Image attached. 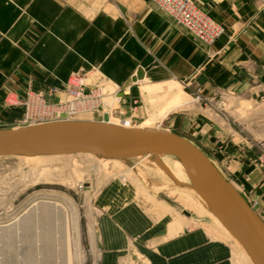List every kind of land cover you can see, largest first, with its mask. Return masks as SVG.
<instances>
[{"label": "rangeland", "instance_id": "1", "mask_svg": "<svg viewBox=\"0 0 264 264\" xmlns=\"http://www.w3.org/2000/svg\"><path fill=\"white\" fill-rule=\"evenodd\" d=\"M189 1L212 23L213 33L205 29L202 34L193 32L151 0L203 50L198 65L177 79L160 82L140 78L138 73L117 85L73 76L84 78L88 87H100L105 98L96 111L79 113L70 120L101 121L102 112L110 109L111 122L188 137L200 145L248 204L256 206L264 222V29L257 18H251L236 33H228L225 22ZM259 6L257 12H264V0ZM246 30L263 32L245 34ZM220 76L229 78L210 89L198 81L203 77L212 83ZM64 84H18L8 90L1 84L0 129L28 125L22 122L28 92ZM111 181L135 187L143 202L150 199L175 207L178 217L195 225L215 226L191 185L192 177L169 158L114 161L89 154L0 157V264L4 260L5 264H20L29 251L37 264L40 259L41 264H97L99 237L93 206L98 193ZM38 201L59 206L47 219L49 238L41 237L45 229L35 220L29 231L14 229L15 222ZM12 226L14 230L6 233ZM239 261L235 256V264H248Z\"/></svg>", "mask_w": 264, "mask_h": 264}, {"label": "crops", "instance_id": "2", "mask_svg": "<svg viewBox=\"0 0 264 264\" xmlns=\"http://www.w3.org/2000/svg\"><path fill=\"white\" fill-rule=\"evenodd\" d=\"M192 1L225 22L228 33L251 18L264 29V12H257L263 0ZM203 57L151 0H0V85L6 90L40 82L59 87L79 75L108 85L137 73L160 82L190 73ZM226 78L198 81L210 89ZM95 201L97 264H235V256L242 263L240 250L213 219L214 227L195 225L175 207L143 202L135 187L118 181L105 185Z\"/></svg>", "mask_w": 264, "mask_h": 264}, {"label": "water", "instance_id": "3", "mask_svg": "<svg viewBox=\"0 0 264 264\" xmlns=\"http://www.w3.org/2000/svg\"><path fill=\"white\" fill-rule=\"evenodd\" d=\"M138 73V77H139ZM102 153L130 159L147 153L173 154L192 171L225 228L247 249L254 264H264V222L211 159L188 138L149 127L102 121L58 120L0 129V156ZM185 215L189 213L184 211Z\"/></svg>", "mask_w": 264, "mask_h": 264}, {"label": "built area", "instance_id": "4", "mask_svg": "<svg viewBox=\"0 0 264 264\" xmlns=\"http://www.w3.org/2000/svg\"><path fill=\"white\" fill-rule=\"evenodd\" d=\"M160 8L170 11L193 32L202 34L205 29L213 33V25L195 9L189 0H153ZM206 31V32H207ZM205 34V33H204ZM84 78H72L62 88L27 93L23 124H39L58 120H70L74 115L96 111L105 98L100 87L86 86Z\"/></svg>", "mask_w": 264, "mask_h": 264}, {"label": "bare ground", "instance_id": "5", "mask_svg": "<svg viewBox=\"0 0 264 264\" xmlns=\"http://www.w3.org/2000/svg\"><path fill=\"white\" fill-rule=\"evenodd\" d=\"M105 115L108 116V120H109L110 123H115V122H111L110 121V117H111V115H110V109H109V112L108 111H103L102 112V116H101V119H100L101 121L103 120V117ZM115 124H118V123H115ZM119 125H122V124H119ZM122 126H127V125H122ZM127 127H131V126H127ZM156 129H159V128H156ZM81 154L96 155V156L105 158L106 160L108 159V160H114V161H130V160L137 159V158H145V157L148 158L150 156H152V157L160 156V157H165V158H169V159L173 160L174 162H176L177 166L183 168L184 171L188 175H190V177H192L193 183L191 185H192L193 189L195 190V192L200 197L202 203L207 207V210L209 211V215L211 216V218L218 224V226L223 230V232H225L233 240V242L235 243V245L238 248V250H240V254H239L240 257H241L240 259H242V261H244V263L254 264L253 261L251 260L250 256H249V254L247 253V249L221 223V221L219 220L217 214L215 213V211L212 209V207L208 203V201H207V199H206V197H205V195H204V193H203V191H202L199 183L197 182L194 174L192 173V171L177 156H175L173 154L147 153V154L140 155L138 157H134V158H130V159H119V158H112V157H109V156H107L105 154L96 153V152H84V153H81ZM9 156H16V157H28V156L29 157L30 156L31 157H48V156H51V157H57V156H65V155H41V154L37 155V154L22 153V154H15V155H9ZM0 157H7V156H0ZM212 163H213V161H212ZM191 185H188V186H191ZM188 186H187V189H188ZM54 211H56V212L59 211V206L58 205L53 204L51 202L38 201V202H36L33 205V207H31L30 209H28L24 213V215H22L15 222L14 229L15 228H17V229L20 228L21 229V227H22V228H25L26 231H29L30 229H32L33 224H35V221H36V223H41V225L43 226V229H45L44 234H42L41 237L42 238H49V237L52 236V234H51L50 228H48V224H47L48 220L47 219H49V216L51 214H53ZM33 221H34V223H33ZM10 228L8 229V231H6V233L14 230L13 229V226L10 227ZM37 237H39V236L37 235ZM4 261H3L2 264H5ZM19 262H20V264H37V259L29 251V253H27V255H25L23 258H21V260ZM39 263L41 264V259L38 260V264Z\"/></svg>", "mask_w": 264, "mask_h": 264}]
</instances>
